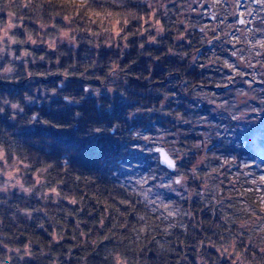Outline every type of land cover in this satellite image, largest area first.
I'll return each mask as SVG.
<instances>
[{"label":"trees","instance_id":"trees-1","mask_svg":"<svg viewBox=\"0 0 264 264\" xmlns=\"http://www.w3.org/2000/svg\"><path fill=\"white\" fill-rule=\"evenodd\" d=\"M89 2L87 19L93 21L92 31L76 34L79 44L74 47L57 39L55 49L45 43L33 44L29 36L36 39L37 33L41 38L56 35L58 27L70 26L66 16L52 21L56 27L42 29L35 20L47 23L51 19L48 5L40 17L27 9L18 14L0 11V33L6 25H12L10 39L0 36V44L6 49L2 51L0 47V154L15 153L30 165L22 175L17 173L24 187L0 191V258L11 257L6 264H101L97 253L112 242L102 240L97 247L91 240L106 234L111 217L102 226L99 224L98 212L90 211L98 206L81 191L82 187L91 191L95 185L82 186L74 177L98 173V196L111 200L112 196L123 195L119 186L133 187L128 182L131 162L125 161L133 154L129 145L138 144L141 133H152L155 127L160 131L161 144L175 140L183 147L184 141L206 139L212 143L210 151L234 158V168L246 164L255 165L256 170L264 167V113L243 112L244 102L233 95L237 89L246 90L250 107L264 106V68L256 64V60L264 61V55L249 57L255 61L259 78L250 81L246 89L245 76L252 75L248 68H238V75L215 65L201 67L200 58H206V54L197 56L195 63L189 55L179 54L188 52L193 45L200 47L193 39L194 29L188 36L190 43L183 38L175 40L171 31L154 37L148 23L151 16L139 2ZM5 3L7 0H0V7ZM73 5L82 7V0H61L64 8ZM96 19L105 27H98ZM174 19L169 14L159 22ZM165 26L171 28L172 24ZM115 28L117 33H113ZM152 36L154 40L150 42ZM125 43L131 47L124 48ZM117 45L122 46L121 54L115 52ZM169 47L174 53L168 51ZM223 48L215 47V53L219 55ZM113 61L118 68L109 72ZM223 77H235L223 90L232 97L230 112L213 111L207 101L195 95L214 91L211 84ZM112 89L119 94L104 93ZM136 110L149 115H133ZM200 117L206 119L201 121ZM114 120L121 124L119 143L110 137L83 135L93 123L106 121L111 126ZM69 124L70 130L57 127ZM156 166L165 172L159 163ZM42 168L46 170L41 173ZM37 175L43 178L38 180ZM105 183L111 190L103 186ZM49 188L51 191H47ZM80 196L83 200L76 203ZM178 201L176 220L181 226L170 229L173 235L168 239L180 237L189 245L190 254L195 251L191 245L199 243L204 235H212L215 221L209 223L207 209L195 211L198 197ZM188 211L192 216L187 215ZM201 220L205 221L203 225ZM246 225L240 224L238 230L243 237H250ZM243 237L236 247L246 246L243 256L249 264L264 262L261 238ZM182 247L177 246L176 251ZM17 248L20 255L13 251ZM206 252L216 255L211 246ZM188 260L196 264L191 255ZM219 264L229 261L221 259Z\"/></svg>","mask_w":264,"mask_h":264},{"label":"clouds","instance_id":"clouds-1","mask_svg":"<svg viewBox=\"0 0 264 264\" xmlns=\"http://www.w3.org/2000/svg\"><path fill=\"white\" fill-rule=\"evenodd\" d=\"M169 4L174 7L169 8ZM45 5H48L47 15L51 19L47 23L39 18L35 20L42 29L48 26L56 27L52 21L57 18L63 20L65 16L68 18L70 26L58 27L56 35L50 34L41 38L37 33L36 39L29 36L33 44L45 43L48 48L55 49L56 41L60 38L75 46L79 44L76 34L92 31L93 21L87 19V13L91 6L89 0H82V7L73 5L70 8L61 6V0H7V3L0 7V11L18 14L27 9L35 17H40L41 10ZM147 7L151 10L149 14L153 18L152 27L159 33L171 31L174 33L175 40L183 38L190 43L188 36L192 35L191 30H195L196 35L193 36V39H197L200 47L193 45L188 52L182 54L189 55L191 60L196 59V53L203 47L211 46L213 43L224 45L221 54H216L214 50L212 54H206V58L201 57L200 59L203 61L201 67L215 65L239 75L238 68L230 63V60L249 63V57L255 59L259 55H264V49L256 48L255 42L246 38L248 29L238 26L241 10L240 0H154V3L150 2ZM169 14L175 19L162 24L157 23L162 18L168 17ZM139 18L141 17H134V19ZM95 23L98 27H105L104 22L99 19H96ZM166 23H171L172 27L167 28ZM181 25L182 28L178 27ZM140 31L144 30L140 29ZM256 32H261V29H256ZM123 47L130 48L131 46L125 43ZM168 51L174 53V49L171 47ZM241 52L244 53L243 56L239 55ZM226 57L230 59H226ZM256 64L260 68H264V61L256 60ZM249 66H251L250 63ZM117 68V63L113 61L108 71L111 72ZM234 80L235 77H223L222 81L216 80L211 84L214 91H204L195 93V95L207 101L213 111L230 112L229 101L232 97L223 90L228 88V85L232 84ZM201 86L208 87V85ZM233 95L238 97L247 94L237 89ZM76 115H80V113L77 112ZM199 119L202 121L206 118L200 117ZM57 127L70 130L72 125ZM120 128L121 124L118 121H112L111 126H108V122L101 121L87 127L83 135L110 137L119 143L121 138L118 129ZM183 145L180 147L179 142L175 140L163 144L169 159V164H164L163 168L165 175L171 173L165 183L159 182L164 178L163 175L157 177L149 174L154 171L158 163L156 160L157 149L152 148L150 151L141 149L143 154L150 156L151 167L135 181L134 187L119 186L123 195L112 196L111 200L97 195L96 190L101 187V184L97 182L98 173L74 177L75 180L81 182L82 186L95 185L91 191L84 187L81 188V191L84 196H87L98 206L90 211L98 212L99 224L102 226L111 217V224L106 230V234L103 237L96 235L91 240V243L97 247L102 240L112 242L97 253L100 256L101 264H180L181 261L191 264L188 255L195 259L196 264H219L221 259H227L229 264H249L243 256L246 246L245 248L236 247L237 241L243 237V233L238 229L241 222L255 223L258 216H264V212H261V209H264V167L256 170L255 165L246 164L234 168V158H226L210 151L212 143L206 139L184 141ZM129 149L137 150V145L130 144ZM29 167L30 165L15 153L0 154V176H9L12 173L22 175L24 169ZM45 170L42 168L39 169V172L42 173ZM42 178L37 175L38 180ZM103 186L111 190V186L107 183ZM21 187L24 186L21 185ZM157 189L182 200L190 201L193 196L198 197L199 207L195 211L203 212L207 209L210 214L209 223L212 220L215 221L212 224L214 228L212 235H204L199 243L191 245L195 248L194 252L187 253L189 245L185 244L180 237L168 239L173 235L170 229L181 226L176 220L179 206L174 201H164L161 197L149 199L148 194ZM30 190V188L26 189V191ZM47 191H51V188ZM80 200H83V196L78 197L76 203H79ZM84 203L87 204L88 201L86 200ZM101 208L102 212L99 211ZM122 208H126V210H122ZM217 213L220 214L218 217ZM192 214L191 211L187 212L188 216H192ZM197 219L200 218L197 217ZM169 220L172 222L168 223ZM200 223L203 225L205 221L201 220ZM233 225L236 227L234 228ZM260 233H264V224H261L257 230V234ZM213 236L216 238L213 239ZM243 238L250 239V237ZM260 243L264 244V236L261 237ZM177 246H183L182 250L176 251ZM208 246L215 249L216 255L206 252ZM95 250V248L92 249V251ZM13 251L17 255L21 254L18 248ZM261 251H264V248H261ZM23 254L28 255L29 253ZM10 260L11 257L0 258V264H6Z\"/></svg>","mask_w":264,"mask_h":264},{"label":"rangeland","instance_id":"rangeland-1","mask_svg":"<svg viewBox=\"0 0 264 264\" xmlns=\"http://www.w3.org/2000/svg\"><path fill=\"white\" fill-rule=\"evenodd\" d=\"M113 1H116V2H121L123 0H113ZM152 1V0H151ZM262 3H263V6H262V10L264 9V1L261 0ZM152 3H154L152 1ZM242 14V12L240 13ZM12 28V25H6L3 30L1 31L0 33V36L3 37V38H8L10 39V37H8V33L10 31V29ZM153 29V32L157 35L159 32L156 31L155 28H152ZM113 33H117V29H113ZM60 41L64 42L65 44L69 45V46H73V44L67 42L66 40H62L60 38H58ZM154 40V37H150L149 38V41H153ZM264 45H262V43L260 41L257 42V46L258 48L262 47ZM0 47H1V50L2 51H6L5 47L2 45V43L0 44ZM122 46H119L117 45L115 48V52L117 54H121L122 53ZM209 50H211V53L213 52V47L209 48ZM260 56V55H259ZM250 61L249 63L251 64V66H249V63H243V62H235V63H232L234 64L237 68H248L251 73H252V78H248V76H245V81L247 82H244L243 85L246 86V89L249 88L251 86V82L250 81H253L255 79H258L259 76H258V71H257V68L254 66V62L253 60H251L250 58H248ZM229 86V85H228ZM228 92V90L226 91ZM246 93V90L244 91ZM106 94H113V93H116V94H119L118 92H116L115 90H109L106 92H104ZM97 94V93H96ZM226 98V97H225ZM237 98V97H236ZM248 98L247 95L245 96H239V100L241 102H244V104L242 105L243 106V110L245 112H250L251 114H257L259 112H263L264 113V106H261L259 105L260 107H250L249 104L251 102H247L246 99ZM179 106V105H178ZM177 105H174V108H176ZM140 114H145L146 116L149 115L147 114L146 112H143V111H135L133 113V115H137L139 116ZM263 118H260V120H262ZM264 120V119H263ZM150 120H147V124H150L149 122ZM260 126V125H258ZM154 128V127H153ZM158 127H155L153 130L152 133H147L146 131L145 132H142L141 134V137L139 138V142L137 145V150H132L133 154L129 155V158H126V162H131V165L128 167V175L129 178H128V182L134 187L135 186V181L137 179L140 178V176H142L144 174V172L149 169L151 167V164H150V156L149 155H145L143 154V152L141 151V149H146V150H151L152 148H156V147H162L163 148V144H161L160 142V134H159V130L156 131ZM150 129H152V127H150ZM145 137H147L148 139H144ZM156 160L158 161V156L156 157ZM161 169H159L157 166L156 168L154 169L153 172L149 173L150 175H156L157 177L159 176H162L163 175V179H161L159 182L160 183H165L167 181V179L169 178V176L171 174H167L165 175V172L164 173H161ZM21 180L19 179L17 173H12L10 174L9 176H0V191H4L5 189H11V188H18V189H21V184H20ZM155 197H161L162 200L164 201H168V200H172L175 202L176 205H178V198L179 197H175V196H172L170 195L168 192H165V191H162V190H154L152 193H149L148 194V198L149 199H154ZM179 206V205H178ZM180 211V206L178 207V212ZM261 212H264V209H261ZM247 219V217H245V220ZM245 222H241V225H244ZM261 224H264V216H258L257 220L255 223H252V222H247V225H246V231L248 232V234H250V239H254V238H257V237H262L264 236V233H260V234H257V230L260 228Z\"/></svg>","mask_w":264,"mask_h":264},{"label":"flooded vegetation","instance_id":"flooded-vegetation-1","mask_svg":"<svg viewBox=\"0 0 264 264\" xmlns=\"http://www.w3.org/2000/svg\"><path fill=\"white\" fill-rule=\"evenodd\" d=\"M127 1L139 2L142 6L145 7V9L148 11V14L150 13L151 10L147 7V5L152 1L154 2V0H152V1L151 0H127ZM240 6H241L240 13L242 12V14H240L238 26L241 28L248 29V33L246 34V38L248 40L254 41V42L260 41L262 43V45H264V9L262 10V6H263L262 1L261 0H240ZM168 7L173 8L174 5L169 4ZM246 13H247V15H246ZM152 19L153 18L151 16V19L148 21V23L150 24L149 28L153 31ZM157 23L160 24L159 21H157ZM256 29H261V32L257 33ZM191 32L193 35V31H191ZM153 36L154 37L156 36V34L154 32H153ZM218 46L224 47V45H222V44L213 43V44H211V46L203 47L201 49V51L196 53V57L211 52V50H209V48H211V47H213V51H214L215 47H218ZM178 49H180V47H178ZM179 54L182 55L181 52ZM219 54H221V52ZM239 55L243 56L244 53L241 52V53H239ZM226 59H230V58L226 57ZM181 61L182 60L180 59V62ZM192 62L195 63L196 59L192 60ZM230 62L235 63L237 61L230 60ZM248 78L251 79L252 76H249ZM243 112H245V111L243 110Z\"/></svg>","mask_w":264,"mask_h":264},{"label":"water","instance_id":"water-1","mask_svg":"<svg viewBox=\"0 0 264 264\" xmlns=\"http://www.w3.org/2000/svg\"><path fill=\"white\" fill-rule=\"evenodd\" d=\"M158 151V162L163 167L164 164H169L168 153L162 147H156Z\"/></svg>","mask_w":264,"mask_h":264}]
</instances>
